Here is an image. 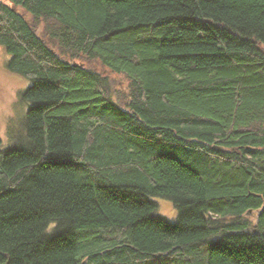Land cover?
I'll list each match as a JSON object with an SVG mask.
<instances>
[{"label": "trees", "instance_id": "trees-1", "mask_svg": "<svg viewBox=\"0 0 264 264\" xmlns=\"http://www.w3.org/2000/svg\"><path fill=\"white\" fill-rule=\"evenodd\" d=\"M0 47V264H264V0H0Z\"/></svg>", "mask_w": 264, "mask_h": 264}, {"label": "rangeland", "instance_id": "rangeland-1", "mask_svg": "<svg viewBox=\"0 0 264 264\" xmlns=\"http://www.w3.org/2000/svg\"><path fill=\"white\" fill-rule=\"evenodd\" d=\"M9 55L0 47V138L3 147L14 146L19 136L24 133L22 119L29 105L20 99V93L30 84V81L17 74L9 72L5 63ZM125 81L120 83L124 87ZM157 202L155 213L167 218L170 222L176 221V208L167 198H153ZM254 221V212L250 214Z\"/></svg>", "mask_w": 264, "mask_h": 264}, {"label": "water", "instance_id": "water-1", "mask_svg": "<svg viewBox=\"0 0 264 264\" xmlns=\"http://www.w3.org/2000/svg\"><path fill=\"white\" fill-rule=\"evenodd\" d=\"M74 64H75V63H74ZM212 148H213V149H216V150H221V148L218 147V146H216V145H213Z\"/></svg>", "mask_w": 264, "mask_h": 264}]
</instances>
